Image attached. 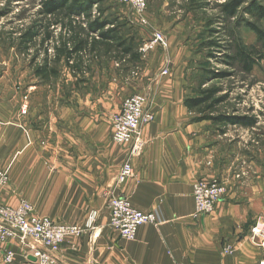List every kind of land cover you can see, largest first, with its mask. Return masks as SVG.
<instances>
[{
    "label": "crops",
    "instance_id": "0c3cea01",
    "mask_svg": "<svg viewBox=\"0 0 264 264\" xmlns=\"http://www.w3.org/2000/svg\"><path fill=\"white\" fill-rule=\"evenodd\" d=\"M178 33L172 42L173 36L164 42L166 75L160 74L164 59L155 44L141 68L139 75L151 82L149 109L154 121L141 128V151L131 161L133 178L120 188L112 185L128 149L112 143L103 115L66 110L58 118V127L44 113L35 114L38 105L34 113L29 110L28 118L17 116L15 110L9 135L0 118V163L6 168L10 162L12 170L9 185L0 190V204L16 206L25 200L39 216L69 225L82 223L90 210L98 213L95 230L64 239L56 253L61 264L264 263L260 243L264 240V177L246 179L254 171L252 166L247 164L245 169L237 151L226 146L221 135L204 122L192 121L184 106L192 57L185 36ZM22 131L28 137L27 146H20ZM234 174H241L243 183L255 188V196L241 190V195L239 190L236 195L231 193ZM213 179L226 181L227 195L212 213L195 218L192 186ZM107 193L127 198L140 212L156 211L161 224L142 226L133 241L120 239L106 225ZM254 200L261 210L252 216ZM253 224L260 233L255 243L250 234ZM93 233L97 239L91 237ZM227 245L232 253L223 255L221 249ZM6 250L13 253L11 264H30L31 257H25L15 240L0 242V264H4Z\"/></svg>",
    "mask_w": 264,
    "mask_h": 264
},
{
    "label": "rangeland",
    "instance_id": "374dc122",
    "mask_svg": "<svg viewBox=\"0 0 264 264\" xmlns=\"http://www.w3.org/2000/svg\"><path fill=\"white\" fill-rule=\"evenodd\" d=\"M42 1L45 0H0V104H3L0 118L1 125L5 129L7 128L8 135L11 133L12 117L16 114L15 110H18L17 116L19 114L21 117L28 118L30 109H32L30 113H34V110L37 109L35 114L44 113L45 116H49L58 127L61 123L58 118L67 113L66 110L74 111L77 109V113L82 115L100 114L103 115V122L105 121L106 125H109L111 134V117L121 111L126 100L136 95L145 96L143 110L152 117V120L143 126L151 124L154 121V113L149 109L152 91L148 87L151 82L139 74L145 60L150 57L153 37L160 35L163 43H166V39L173 36L169 39L172 42L176 33L181 32L186 38L185 42L190 47L192 57L189 63L191 71L185 80L188 91L184 101L187 98L196 97L198 89L215 87L220 90L215 98L225 97V100L214 111L204 113L205 116L220 114L228 117L252 119L255 123L248 127L213 125L210 121L202 122L209 130L221 135L226 141V146L237 151L240 156H238L239 160L245 163V169H248L246 168L247 164L250 167L252 166L254 171L246 179L264 177V44L259 42L255 34L246 26L247 23L252 24L264 32V20L255 19L248 10L252 2L255 5L264 7V0H245L237 9L236 16L233 18H226L221 12L222 6L232 0H145L146 9L142 13L136 12L122 0H99V4L93 5L90 10L91 19L100 15L101 20L113 22L118 26V33L121 38L127 42H132L134 52L140 58L137 60L132 57L121 58L112 55L103 57L100 55L98 60H93L90 63L86 62L88 71L85 75L77 76L78 80L83 78L85 83L79 84V86L74 84L75 78L71 76L63 60L58 63L52 62L54 57L53 47L62 40L67 41L70 33L68 26L65 25L66 19L62 16L53 19L41 15ZM73 20V26L76 29L82 28L85 24L84 18L77 17ZM38 25H41L39 30L42 31L34 44L30 47L21 45V37L27 32L33 31ZM46 32L50 33L51 39L41 43ZM236 45L243 46L254 59L255 63L250 73L245 72L241 65L237 63L231 65V61L228 60L227 57L235 52ZM68 48H71L70 44H68ZM155 48L160 50L157 53L163 55L164 62L161 71L167 73L168 55L164 53L166 47L155 44ZM45 50L47 53H45ZM46 56L50 64L48 68H53L57 71V74L52 76L47 70V74L41 79L35 75V71L45 65L44 59ZM162 72H160L161 76L166 75ZM208 73H212V76L213 73L221 74L222 78L211 79L212 76ZM206 79L207 81H205ZM204 81L205 83L201 85V82ZM38 105L39 107H37ZM34 106L37 108L34 109ZM189 114L193 117L192 120L199 116ZM103 122L101 123L103 124ZM23 123L26 124V121ZM22 132L23 137L20 138V146H27L28 137L26 132ZM111 141L115 146L128 149L127 146L118 145L112 139ZM139 141L142 147L141 139ZM55 142L58 143V139ZM141 147L137 156L140 154ZM5 148H11L10 140L8 143L6 142ZM135 157L129 158L128 152L126 160L120 165L114 177L112 187L120 188L133 178L131 161ZM250 162H253V165ZM126 164L131 167L132 175L126 182L118 183L117 176ZM1 166L0 163V172L5 176L6 183L0 187V190L9 185V175L12 172L10 162L8 166L6 165V168ZM245 169V173L248 172ZM241 176V174H234L233 177L236 182L233 184L231 193L236 195L237 190H241L244 194L255 196V184L252 186L253 190L246 183H243ZM214 181L221 184L225 189L224 197L220 201L222 202L227 195L229 186L225 180L197 181L194 184L198 182L208 184ZM241 191L240 195L242 194ZM118 198H122L129 203L128 199L123 196L106 194L105 205L108 209L106 225L110 230H112L109 226L110 211L107 203L110 199ZM24 204L31 208V214L37 218H46L56 224L82 228L83 232L89 230L86 225L90 215L94 213L96 217L93 221V228L98 227L95 225L98 219L96 210L88 211L82 223L69 225L57 223L48 217L39 216L33 205L25 200H21L16 206L0 204V207L15 210ZM129 205L132 208L130 203ZM250 205L254 206V215L252 216H255V211L258 212L261 209L256 208L255 200ZM206 215H197L194 207L193 217ZM251 223L249 222L248 225H251ZM257 227L253 224V228H251L250 234L253 243L260 234L259 230H255ZM261 228L264 229V225ZM254 231L256 235L253 236ZM115 233L125 241L117 232ZM9 240H15L23 247L26 258L31 256L30 247L32 243L29 240L21 243L17 239H3L0 237V242ZM260 243L261 246H264V240H261ZM221 253L227 255L222 252V249ZM8 255H10V259H7ZM12 258L13 253L6 250L3 263L11 264Z\"/></svg>",
    "mask_w": 264,
    "mask_h": 264
},
{
    "label": "built area",
    "instance_id": "2783aa9c",
    "mask_svg": "<svg viewBox=\"0 0 264 264\" xmlns=\"http://www.w3.org/2000/svg\"><path fill=\"white\" fill-rule=\"evenodd\" d=\"M130 5L136 12L142 13L146 9L145 0H122ZM152 44L164 47L162 37L155 35ZM165 74L166 72H162ZM145 96H134L126 100L119 113L111 117V139L118 145L128 147L129 158L137 156L140 150V128L152 117L143 110ZM132 175L131 167L126 164L122 167L117 176V182H126ZM6 178L0 172V187L5 185ZM193 203L197 215L210 214L214 206L224 197L225 189L217 182L208 184L198 182L193 185ZM110 211L109 226L117 232L120 237L127 241H133L140 226L151 224L158 226L161 224L156 211L147 213L133 210L129 203L122 199L108 200ZM32 213L28 205L19 206L17 209L0 207V237L3 239H17L21 243L30 241L32 243L30 264H61L56 258L61 244L67 236L78 237L83 233L82 228L69 227L56 224L46 218H37ZM95 214L89 217L86 227L93 228ZM256 230V229H255ZM256 232H253V236ZM92 238L97 239L98 235L93 233ZM224 254H231L230 246L222 248ZM10 259V255L7 256ZM264 264V263H262Z\"/></svg>",
    "mask_w": 264,
    "mask_h": 264
},
{
    "label": "trees",
    "instance_id": "16d2710c",
    "mask_svg": "<svg viewBox=\"0 0 264 264\" xmlns=\"http://www.w3.org/2000/svg\"><path fill=\"white\" fill-rule=\"evenodd\" d=\"M245 2V0H232L229 3L222 6V13L226 18H233L236 16L237 9ZM99 0H45L41 2L43 17H50L53 19L62 18L66 19V26L70 33V37L67 41H61L58 45L53 47L54 57L53 63L64 61V65L70 72L71 76L75 78V85L79 86L84 84L83 78L77 79V76L85 75L88 71L86 65L93 60H98L100 55L103 57L115 56V57H132L139 59L140 56L134 52L132 42H127L122 39L118 33V26L113 22L101 20L100 15L91 19L90 10L93 5H98ZM250 15L255 19L264 20V7L255 5L254 2L249 5L248 8ZM81 17L84 18V26L80 29H76L73 26V19ZM56 25V24H52ZM248 29L252 31L257 40L264 44V32L258 27L252 24H246ZM41 25L33 29V31L27 32L21 37V45L30 47L34 44L35 40L39 37L42 30ZM51 36L49 32L45 33V37L41 40V43L50 41ZM68 44L71 48H68ZM235 52L228 56L231 65L237 63L241 65V68L250 73L254 66V59L248 54V52L241 45H236ZM45 53L46 50H45ZM45 65L35 71V75L41 79L45 76L46 71L52 74H57V71L49 69L50 66L48 57L44 59ZM212 76V73H208ZM51 77V76H49ZM222 78L221 74L213 73L211 79ZM207 81V79L205 80ZM204 82H201L203 85ZM220 92L218 88L209 87L206 89H198V95L194 98H187L184 101V105L188 112L191 114L199 115L194 118L193 122L210 121L213 125H241L248 127L253 125L252 119H244L238 117H228L217 114V116H205L204 113H210L214 111L223 101L225 97L215 98Z\"/></svg>",
    "mask_w": 264,
    "mask_h": 264
},
{
    "label": "water",
    "instance_id": "95a60500",
    "mask_svg": "<svg viewBox=\"0 0 264 264\" xmlns=\"http://www.w3.org/2000/svg\"><path fill=\"white\" fill-rule=\"evenodd\" d=\"M29 260H30V261H33V259H32V258H29Z\"/></svg>",
    "mask_w": 264,
    "mask_h": 264
}]
</instances>
